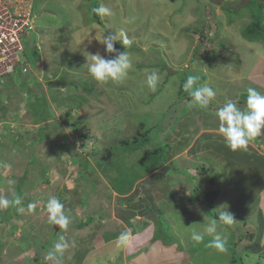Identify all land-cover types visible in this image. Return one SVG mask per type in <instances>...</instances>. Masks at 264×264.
<instances>
[{
    "label": "rangeland",
    "instance_id": "rangeland-1",
    "mask_svg": "<svg viewBox=\"0 0 264 264\" xmlns=\"http://www.w3.org/2000/svg\"><path fill=\"white\" fill-rule=\"evenodd\" d=\"M95 1L111 12L99 16L102 26ZM256 1L252 11L259 14ZM247 2L34 1L38 37L27 39L26 71L7 77L0 89V197L20 198L25 207L0 209V264H50L45 256L61 237L69 244L62 264H264V182L246 194L247 178H264V146L228 149L215 116L229 100L243 108L249 88L264 94V46L240 35L251 20ZM120 31L133 42L126 49L133 67L121 82L98 83L83 53L106 55L98 40ZM115 47L124 50L119 42ZM153 70L160 77L155 90L146 84ZM189 75L216 91L206 108L180 94ZM41 107L47 122L37 116ZM141 122L144 146L131 151L121 141L135 136ZM159 145L164 152L169 147L166 163L135 179L137 161L146 156L150 166L149 152ZM210 190L219 191L214 212L227 206L235 221L218 223L226 252L207 247L213 237L204 230L213 217L202 201L188 199ZM52 196L70 219L58 232L46 211ZM125 231L128 243L119 240ZM193 231L204 240L193 242Z\"/></svg>",
    "mask_w": 264,
    "mask_h": 264
},
{
    "label": "clouds",
    "instance_id": "clouds-1",
    "mask_svg": "<svg viewBox=\"0 0 264 264\" xmlns=\"http://www.w3.org/2000/svg\"><path fill=\"white\" fill-rule=\"evenodd\" d=\"M92 11L99 16L111 14L110 9L104 6L94 8ZM35 37H38V35H35ZM98 41L104 46L106 55L99 52L92 54L85 51L83 55L86 57L88 73L98 83L123 81L133 67L131 54L126 50L132 46V40L126 32L120 31L115 34H104ZM117 42L122 45L123 51H119L115 47ZM159 79V73L153 70L146 75V84L149 88L155 90ZM199 81L200 77L198 75H189L183 84V88L189 93L195 104L201 108H206L217 93L211 86L201 84ZM215 116L218 121L217 131L225 146L232 151L243 150L248 146L250 140L261 135L262 130H264V94L259 93L255 88H249L243 108L236 102L229 100L218 109ZM247 180L251 182L250 191L246 193L249 195L251 190L255 191L254 184L256 186L258 184L249 178ZM8 183L12 185L15 181L10 179ZM10 206L16 207L20 213L25 211L20 198L9 200L6 197H0V209H7ZM27 207L31 209L34 205L29 204ZM220 209L225 210L220 212L218 219H213L207 224L204 232L213 237L208 242L207 247L219 252H226V240L218 232V223L231 225L235 221L227 211V206H222ZM46 211L50 223L63 229L68 227L70 219L65 214L64 205L58 198L52 196L47 200ZM130 239L131 234L129 231L120 234L119 240L121 242L128 243ZM190 239L195 243H200L204 240V234L193 231ZM68 247V242L61 237L53 248L47 252L45 259L50 264H62L61 257Z\"/></svg>",
    "mask_w": 264,
    "mask_h": 264
},
{
    "label": "trees",
    "instance_id": "trees-1",
    "mask_svg": "<svg viewBox=\"0 0 264 264\" xmlns=\"http://www.w3.org/2000/svg\"><path fill=\"white\" fill-rule=\"evenodd\" d=\"M170 1L171 2H175L177 0H170ZM246 5H247L246 7L248 8V10L251 12V20H249L248 23L240 30V35H241V37L244 40H246L248 42H260L264 46V24H262L263 19L261 17V11H260V9L264 8V0H259V6H257V7H259V14L257 12H253L252 11V9L257 5V1L256 0H248V2L246 3ZM97 7H98L97 1L94 2V6H93V3H92V6H91L92 9L97 8ZM93 15L96 18V21H97L96 23L98 25L102 26V22H101V19H100L99 15L95 14L94 12H93ZM208 58L209 57H205V59H207V61L209 60ZM180 88H182V89L179 92H180V94L183 97L192 98L189 94L185 93L186 91L183 88V84L180 86ZM39 103H41V106H44L45 105L44 100H42V102H39ZM56 104H58V103H56ZM65 115L68 118L70 117V113H68V112H66ZM37 116L40 117V120L41 121L43 120L42 122H47V116L48 115L46 113L45 108L42 109V107H41V110L38 112ZM2 117L0 115V119L1 120H2ZM69 123L76 125L75 121H72V120L69 121ZM71 127L73 128V130H75V128L72 125H71ZM138 127H139V129H138V131H137V133H136L135 136H133L130 139H123L121 141V144L122 145L127 146V147L130 146L131 151H135L136 149H142L143 146H144V143L142 141H140L138 137L145 136L144 134H142L141 130L142 129H146L147 130V128L145 127L144 122L139 123L138 124ZM150 129L153 130V127H150ZM75 132L82 139L83 138H87L86 133L81 132L78 129H76ZM164 146H166V148L168 150L169 147L167 145H164ZM162 147L159 145L158 147H155L152 151L149 152L148 157H149V160L151 161L150 162L151 163L150 166H148V167L146 166L145 167V159L147 158L146 156H143L139 161H137L136 166L139 168V171H138L139 173L133 171V176L136 177L135 179H137V177L140 176V174L142 173V171L147 174V173H150V172L156 170L162 164L166 163V161L168 160L167 159L168 158L167 150H166V152H164L162 150ZM109 155L112 158L114 157L111 153H109ZM82 164L83 163H81V165ZM129 170H130V168H128V167L124 169L125 173L129 172ZM125 173L122 170L119 173V176H124ZM106 176H109L110 177V173L107 174ZM140 177H142V176H140ZM134 180H133L132 183H128L126 185L127 192H129L132 189V187L134 185ZM117 181H118V177H116L114 179V181L113 180L111 181L112 184H113L112 185L113 186V189L116 187V184L118 183ZM93 186H95V184ZM197 189L198 188H194V191H196ZM127 192H125L124 194H126ZM218 197H219V191L218 190H210L209 192L205 193L202 197H199V195L196 194L193 197H189L188 199L191 202L202 201L203 204L205 205V208L207 209V213L211 217H213V219H218V215L213 210L214 209V206L216 204V201L218 199ZM8 211L9 210L5 211L4 212V215H6V214L9 215L8 214L9 213ZM4 215L1 216L3 218L1 220H4ZM90 220H91V218H88V221L87 222H89ZM87 222H85V223H87ZM83 225H85V224L83 223ZM249 236H252V234H250ZM228 246H229V248H231V245L230 244H228Z\"/></svg>",
    "mask_w": 264,
    "mask_h": 264
},
{
    "label": "built area",
    "instance_id": "built-area-1",
    "mask_svg": "<svg viewBox=\"0 0 264 264\" xmlns=\"http://www.w3.org/2000/svg\"><path fill=\"white\" fill-rule=\"evenodd\" d=\"M21 2V1H20ZM24 3L26 14L22 15L20 12L14 10H7L6 8H0V60L4 59L7 64L6 70L14 71L17 66L21 65L20 58L15 57V53L19 47V41L21 37H30V30L34 28L35 21L32 11L28 3ZM23 22V26L17 23V20ZM22 71H26L24 67H21Z\"/></svg>",
    "mask_w": 264,
    "mask_h": 264
},
{
    "label": "bare ground",
    "instance_id": "bare-ground-1",
    "mask_svg": "<svg viewBox=\"0 0 264 264\" xmlns=\"http://www.w3.org/2000/svg\"><path fill=\"white\" fill-rule=\"evenodd\" d=\"M34 1L35 0H0V8H6L8 11L14 10V11L20 12L22 15L23 14L25 15L26 14L25 10L27 11V9L24 7V3H22V2H25V3L29 4L27 6H30V11H32L31 15H33ZM33 18H34V15H33ZM25 19L26 18L17 20V23H19L23 26V22L21 20H25ZM29 33L31 35L30 37H21L20 38L19 47L15 53L16 59L20 58L21 65L17 66L14 71H10V70L7 71L5 68L7 62L4 59L0 60V89L2 88L1 86L7 77L11 76L12 74H14L16 72L17 73L20 72L21 74L24 72V71H22L21 67H24L25 64L27 63V59L25 57V51H26V46H28V40H29L28 38H32V37H35V35H37V33L35 32V30L33 28L30 30ZM52 228H53L54 232H58L60 229V227H57V229H55L53 224H52Z\"/></svg>",
    "mask_w": 264,
    "mask_h": 264
},
{
    "label": "crops",
    "instance_id": "crops-1",
    "mask_svg": "<svg viewBox=\"0 0 264 264\" xmlns=\"http://www.w3.org/2000/svg\"><path fill=\"white\" fill-rule=\"evenodd\" d=\"M35 32L37 33V30H35ZM28 65V62L25 64V66H27ZM259 76H263V77H261V78H264V66H263V70H261V73L259 74ZM264 82V81H263ZM253 83V82H252ZM259 86H262L263 88H264V84H261V83H259ZM1 104V103H0ZM264 137V134L262 133L261 135H259V138L258 137H256L255 139H259V142H254L255 140H250L249 141V143H250V146H256V147H258V143H259V145H262L261 146V148L264 146V142L263 143H260L261 141H262V138ZM262 149H264V148H262ZM252 178V177H251ZM253 182H257V181H259V183L260 182H264V178H263V176H258L257 177V179H251ZM250 189L248 188L247 189V192L249 191ZM245 194V193H244ZM243 194V195H244ZM123 264H126V261H124L123 262Z\"/></svg>",
    "mask_w": 264,
    "mask_h": 264
},
{
    "label": "water",
    "instance_id": "water-1",
    "mask_svg": "<svg viewBox=\"0 0 264 264\" xmlns=\"http://www.w3.org/2000/svg\"><path fill=\"white\" fill-rule=\"evenodd\" d=\"M53 226H54L55 229H57V227H58V226H56V225H53Z\"/></svg>",
    "mask_w": 264,
    "mask_h": 264
}]
</instances>
